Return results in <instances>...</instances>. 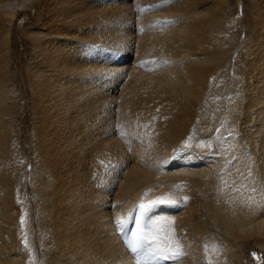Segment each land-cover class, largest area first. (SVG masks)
<instances>
[{
	"label": "bare ground",
	"instance_id": "1",
	"mask_svg": "<svg viewBox=\"0 0 264 264\" xmlns=\"http://www.w3.org/2000/svg\"><path fill=\"white\" fill-rule=\"evenodd\" d=\"M17 1L39 16L21 22L34 53L18 74L34 99L37 166L28 183L25 164L11 162L9 10L0 12V264L34 263L21 189L35 192L36 224L52 236L43 264H258L242 244L264 250V0H241V21L235 0ZM230 30L248 39L235 43ZM203 129L210 141L191 147ZM167 194L177 203L149 219L174 220L184 256L138 260L115 219Z\"/></svg>",
	"mask_w": 264,
	"mask_h": 264
},
{
	"label": "rangeland",
	"instance_id": "2",
	"mask_svg": "<svg viewBox=\"0 0 264 264\" xmlns=\"http://www.w3.org/2000/svg\"><path fill=\"white\" fill-rule=\"evenodd\" d=\"M7 1L5 2L6 4L4 5V8L0 9V12H6V11L11 10V11H15L16 15L13 21L7 22V28L4 33L5 42H6L5 52L11 53L10 58H11L12 64L15 63L16 66H14L9 72V75L11 77L10 78L11 85L9 87L14 92L9 95L10 97L7 99L3 107V109H6L7 111V112L6 111L4 112V119L7 122V124L10 126V128L12 127L11 131L13 133L12 142L15 148L12 150L11 156H13L14 159L11 160V162L14 161V165H16L15 161L18 162V160L19 161L21 160L20 162L21 165L25 164L26 169L23 170V173H24L25 180H27L29 183L31 182V173L33 169H35L37 166V163L34 162V160L32 161L29 158V156L31 157L34 156L35 158L37 155V154H34L35 149H33V143H32V139H33L32 127H33L34 118H35L34 111H33L34 99L32 100L33 95H31L32 90H31L29 81L25 80V78L20 79L18 74H20L23 70L28 71L31 65V59L34 53V47H33V40L31 37H29L28 42L24 40L23 36L20 34V28L23 26V24L21 23L22 21L26 22L28 19L34 17L33 24H35L39 16H38V12H35L34 9H30V10L28 9L26 11H22V9L19 8L20 6L17 0H7ZM241 5H242L241 0H235V4L233 5V7L238 9L239 11V14L236 15L237 21L238 20L241 21L244 16L243 11H241L242 10ZM240 27H241L240 30L242 31V28H244L245 25H242ZM232 34L233 32L230 30V32L225 33V36L228 37L229 39H235V40H232V41H235V43H237L236 40H238L239 37H240L239 40H242L243 42L244 40L248 39L247 37H245L243 33L242 35L240 34L241 36H237V38H233ZM242 41L240 43V47L239 48L237 47V49L235 50L234 52L236 53L235 55H238L240 52H242V49H243L241 47ZM20 59L21 60L23 59L24 61H22L18 65V62ZM237 61L238 63H240L239 60ZM233 62L235 63V60L234 61L232 60V64ZM18 77L19 79H17ZM232 77H234L232 73H230V75H227L224 80H221L222 84H220V81L218 82L220 84L219 86H222L225 83L224 82L225 80H229ZM222 109H220V112H222L221 111ZM230 125L226 129V132H230L232 128L235 127V125L232 123ZM206 131L204 132V129H203V132H199V131L196 132L197 134L191 137V142L193 143L190 146L197 147L198 146L197 143H199V141H202V140L203 142L208 141L211 137H210V132L208 131L206 132ZM212 143L209 144L210 147L213 145ZM19 191H20V195H19L20 200H22L21 204L25 205V207L28 208L27 215L29 219L31 220L30 233L28 235L27 234L25 235L23 233L22 235H24V238L26 237L27 239H29V240L26 239L27 242L29 241L28 247L32 249L30 250V252L33 254V256L35 255L33 257L34 258L33 264H43V262L46 261L45 259L46 256H43L41 252H42L44 243L47 242V241L44 242L43 237L46 235V238L51 240L52 236H50L48 232L44 231L46 230V226L41 227L39 225L37 226L36 224L37 218L39 217V209H38V204L33 206L34 199L36 197L35 192L26 191L25 189H21ZM13 209H18V205H14ZM24 213H26V210H24ZM47 244L53 246V244H50L49 241ZM242 249H244L245 252L247 251L251 255L252 259L254 258L255 255L260 254L261 261H259L258 264H264V250L260 249L257 245H255V243L251 242L248 244L247 243L242 244ZM249 262L250 264H252V260Z\"/></svg>",
	"mask_w": 264,
	"mask_h": 264
},
{
	"label": "snow or ice",
	"instance_id": "3",
	"mask_svg": "<svg viewBox=\"0 0 264 264\" xmlns=\"http://www.w3.org/2000/svg\"><path fill=\"white\" fill-rule=\"evenodd\" d=\"M185 199L187 198L185 197ZM176 203V200L171 198V194H167L147 201L142 198L137 204L135 211L138 215L135 219V231L131 233L130 237L125 238L126 246L135 254V258L139 260L142 255H151L160 261H178L184 256L182 245L175 237L174 220L162 216L148 219V214L159 206L175 205ZM131 217V212L128 217L117 215L115 224L121 233Z\"/></svg>",
	"mask_w": 264,
	"mask_h": 264
}]
</instances>
